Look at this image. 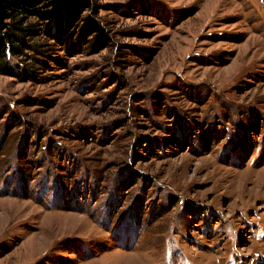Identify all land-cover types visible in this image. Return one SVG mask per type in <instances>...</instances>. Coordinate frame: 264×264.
Segmentation results:
<instances>
[{
	"label": "rangeland",
	"instance_id": "obj_1",
	"mask_svg": "<svg viewBox=\"0 0 264 264\" xmlns=\"http://www.w3.org/2000/svg\"><path fill=\"white\" fill-rule=\"evenodd\" d=\"M64 2L0 64V264H264V0Z\"/></svg>",
	"mask_w": 264,
	"mask_h": 264
},
{
	"label": "trees",
	"instance_id": "obj_2",
	"mask_svg": "<svg viewBox=\"0 0 264 264\" xmlns=\"http://www.w3.org/2000/svg\"><path fill=\"white\" fill-rule=\"evenodd\" d=\"M65 0H0V64L8 61L9 57L15 55L18 48L14 42L22 34L32 31L31 26L25 23V19L30 16H39L43 20H51L59 30L69 21H72L75 11L80 12V8L75 2H70L69 9L61 13H53V8L59 6ZM65 3V2H64ZM68 8V7H67ZM53 25V24H52ZM95 31V30H92ZM98 34H92L91 42L96 44L101 35V29L96 28ZM18 36V37H16ZM12 48H10V46Z\"/></svg>",
	"mask_w": 264,
	"mask_h": 264
}]
</instances>
